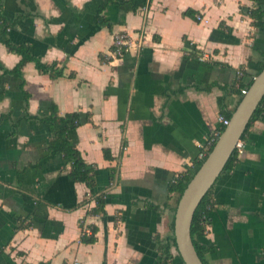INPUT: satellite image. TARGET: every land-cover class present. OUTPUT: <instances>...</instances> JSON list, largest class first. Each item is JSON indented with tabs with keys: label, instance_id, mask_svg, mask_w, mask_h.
Masks as SVG:
<instances>
[{
	"label": "crops",
	"instance_id": "obj_1",
	"mask_svg": "<svg viewBox=\"0 0 264 264\" xmlns=\"http://www.w3.org/2000/svg\"><path fill=\"white\" fill-rule=\"evenodd\" d=\"M104 2L2 0L12 43L62 76L32 62L22 77L10 74L22 58L0 42V264H158L175 216L168 184L192 166L222 110H237L258 76L248 62H264V18L255 26L248 16L251 8L264 13V0H115L103 14L112 30L97 21ZM191 9L202 23L183 16ZM118 34L127 55L109 60ZM52 105L81 115L70 138L97 166L106 217L87 216L96 203L70 180L62 156L43 163L50 131L39 119ZM244 143L211 193L206 264H264V121ZM114 168L119 182L110 185ZM19 219L31 228L20 230ZM92 226L96 243H81ZM172 255L168 264H183L174 248Z\"/></svg>",
	"mask_w": 264,
	"mask_h": 264
},
{
	"label": "trees",
	"instance_id": "obj_2",
	"mask_svg": "<svg viewBox=\"0 0 264 264\" xmlns=\"http://www.w3.org/2000/svg\"><path fill=\"white\" fill-rule=\"evenodd\" d=\"M115 0H105L104 4L98 9L97 12V21L100 27H106L109 30L113 29V24L110 23L106 18L104 17V12L106 9L111 5L114 4ZM184 17H189L194 20H196L198 14L195 13V11L188 10L183 14ZM248 16L254 21L255 26H262L263 24V18L264 13L261 12L259 9L251 8L248 10ZM13 24L11 21L7 20L2 15V0H0V42L4 44L8 50L11 53H14L18 56H20L22 59L20 63L17 65V67L9 71L10 74L16 75L18 77H22L23 69L24 67L32 62L36 65V68L38 71L42 74H48L52 78H59L62 76V72H57V65H45L40 60L35 59L31 52L29 47L27 45H14L12 41L9 38L10 30L12 29ZM224 24L221 23L220 28H224ZM111 51H115V48L112 46ZM123 57L127 55V49L123 48ZM122 58V57H120ZM113 59L112 57L109 59ZM100 61L102 63L105 62V56L100 55ZM248 66L255 67L257 70L258 75L264 70V62L260 65H254L251 62H248ZM239 74L243 75V70L239 69ZM253 82L251 83V85ZM250 85V87H251ZM249 87V88H250ZM2 99L0 94V100ZM222 115L226 117L227 119H231L233 114H227L224 110H222ZM3 117L0 118V123L2 122ZM264 121V99L261 101L259 106L257 107L254 115L252 116L250 123L243 134L241 140L243 142H246L247 135L249 133L250 128L257 122V121ZM41 123H44L48 126L50 131V140H49V147H48V156L46 159L43 160V163L48 162L52 159H54L57 155L62 156V159L66 166L71 167V171L69 174V178L74 183H82L87 186V188L90 190L91 198L96 203V206L87 212V216L91 217H106L107 212L105 210L107 205V199L108 195L104 192L98 191L97 188V174L98 169L96 165H92L87 163V161L84 160L81 152L79 151L77 145L71 140L70 134L77 130L82 123L81 115L77 112L69 113L66 115H60L59 110L55 105H52L51 107V113L48 117L44 119H39ZM88 121L91 122V116L88 115ZM225 130V127H222L221 125L217 128V131L220 133H223ZM218 141V138L216 139L215 143H213L210 146H205L202 149V152H205L204 158L198 157L194 160L191 167H188L184 172L178 174L174 177L172 181L168 184L167 190L169 195H175L176 197V207L174 212H176L177 205L180 201V198L184 191L186 190L187 186L191 182V180L194 178V176L198 173L208 156L213 151L216 143ZM206 148V149H205ZM125 149V142L123 143V150ZM201 151V150H200ZM105 157L107 160H111V156L107 151H105ZM239 162V155L237 151H234L231 155L229 161L227 162L224 172L232 171L237 166ZM109 180L110 185L117 184L119 182V169H109ZM214 187V186H213ZM213 187L209 190V192L206 194V196L201 201L199 207L197 208L193 223L191 226V236L192 241L195 247V250L203 262L205 263V254L209 252L211 249L209 247H206L203 244V240L207 233V218L210 213V211L214 207V203L212 200V190ZM152 209H154V206H150ZM119 220V215H115L114 221L117 222ZM174 220L175 216L173 218L172 224H171V232L172 235L167 239L166 243H164L162 246H160V260L158 264H168L173 259L172 255V249H176V240L174 237ZM19 229L24 230L31 228V222L27 223V220H18ZM80 227L82 230H84L85 225L83 226V223H80ZM91 228V235H87L86 233H83L80 241L83 244H95L97 241L96 235L98 233V228L95 226L90 227ZM45 264V263H40Z\"/></svg>",
	"mask_w": 264,
	"mask_h": 264
},
{
	"label": "water",
	"instance_id": "obj_3",
	"mask_svg": "<svg viewBox=\"0 0 264 264\" xmlns=\"http://www.w3.org/2000/svg\"><path fill=\"white\" fill-rule=\"evenodd\" d=\"M264 99V70L254 79L248 94L244 96L230 124L220 135L213 151L198 173L191 180L177 205L174 220L176 253L183 264H203L191 236L194 215L201 201L223 173L235 151L236 144L245 133L257 107Z\"/></svg>",
	"mask_w": 264,
	"mask_h": 264
},
{
	"label": "built area",
	"instance_id": "obj_4",
	"mask_svg": "<svg viewBox=\"0 0 264 264\" xmlns=\"http://www.w3.org/2000/svg\"><path fill=\"white\" fill-rule=\"evenodd\" d=\"M196 20L200 23H202L204 21V17H202V15H198ZM128 41L126 39V37L124 35H116L114 37V44H113V47L115 48V51H110V57L112 58H120V57H123V48L127 49L128 47ZM209 60V54L208 53H203V56H201L200 58V61L201 62H207ZM248 94V90H242V95L243 96H246ZM218 122L220 123V125L222 127H227L229 124H230V119H227L226 117H224L223 115H220L219 118H218ZM222 133H220L219 131H215L210 137L209 139L207 140V142L205 143V145H202L200 146V153H199V158H204V156L206 155L205 152L203 151L202 152V149L205 147V146H210L212 145L213 143H215L216 139L220 137ZM206 149V148H205ZM244 150H245V143L240 140L237 144H236V147H235V151L238 152V155H239V158L241 156L244 155ZM86 234L87 235H91L92 232L91 230H87L86 231ZM74 264H80L79 262H75Z\"/></svg>",
	"mask_w": 264,
	"mask_h": 264
}]
</instances>
